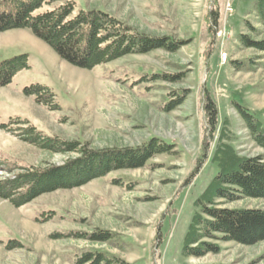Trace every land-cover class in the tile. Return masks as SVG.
<instances>
[{
	"label": "rangeland",
	"instance_id": "obj_1",
	"mask_svg": "<svg viewBox=\"0 0 264 264\" xmlns=\"http://www.w3.org/2000/svg\"><path fill=\"white\" fill-rule=\"evenodd\" d=\"M66 1L75 3V13L105 10L138 33L170 37L182 46L87 69L64 60L28 29L0 31V64L26 59L11 82L0 86V183L23 169L63 165L77 155L31 143L23 138L28 131L95 150L141 147L156 137L171 151L142 167L43 193L19 206L0 196V264H75L89 250L127 264H264V240L246 245L213 239L218 253L183 254L186 232L200 210L195 201L218 172L212 157L224 120H230V143L239 155L264 157L237 109L242 105L264 125V51L240 40L241 34L264 39L257 0H61ZM32 86L52 92L49 104L37 100L39 93H26ZM206 92L219 110L215 132ZM177 97L181 104L166 110ZM217 201L222 208L264 209V198ZM99 231L113 233V240L76 236Z\"/></svg>",
	"mask_w": 264,
	"mask_h": 264
},
{
	"label": "trees",
	"instance_id": "obj_2",
	"mask_svg": "<svg viewBox=\"0 0 264 264\" xmlns=\"http://www.w3.org/2000/svg\"><path fill=\"white\" fill-rule=\"evenodd\" d=\"M4 5L5 8L0 10V31L28 29L64 60L81 68L92 69L125 55L148 53L160 48L175 52L182 46L181 41L170 37H151L138 33L105 10L81 9L75 13L73 1L4 0ZM257 8L264 21V0H257ZM217 21L215 14V24ZM240 40L247 47L264 51V39L256 40L241 34ZM23 66H26L24 57L0 64V86L11 82L16 70ZM162 78L178 80L176 75H165ZM26 93H39L37 100L46 104H49L53 96L48 88L42 86L27 88ZM205 94V108L210 114L209 126L215 132L219 110L209 92ZM182 100L178 97L170 99L166 110L175 108ZM237 109L253 139L264 149L262 121L240 104H237ZM230 125V120L225 119L212 157L218 172L195 201V206L200 210L194 213L186 232L183 249L185 256L202 257L211 252L218 253L220 246L210 241L213 239L246 245L264 240V209L222 208L217 201H234L244 197L264 198V157L239 155L230 143ZM23 134V138L41 147L63 153L75 152L77 155L69 157L63 165L46 169H23L15 178L0 183V196L10 199L17 206L43 193L80 186L113 171L142 167L155 155L169 153L172 146L154 137L141 147L95 150L79 141L43 137L33 131ZM118 182L121 183L120 180ZM76 236L93 242H110L114 238L109 231L91 235L77 233ZM75 264L127 263L107 252L89 250L81 253Z\"/></svg>",
	"mask_w": 264,
	"mask_h": 264
}]
</instances>
